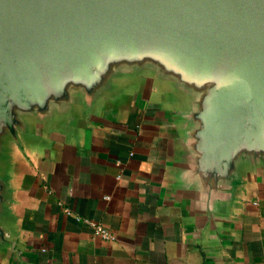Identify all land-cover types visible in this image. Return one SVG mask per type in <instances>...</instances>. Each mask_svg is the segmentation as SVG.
Returning a JSON list of instances; mask_svg holds the SVG:
<instances>
[{
	"label": "crops",
	"instance_id": "1",
	"mask_svg": "<svg viewBox=\"0 0 264 264\" xmlns=\"http://www.w3.org/2000/svg\"><path fill=\"white\" fill-rule=\"evenodd\" d=\"M195 99L142 67L26 115L0 160V264H264V158L241 157L210 196L193 171Z\"/></svg>",
	"mask_w": 264,
	"mask_h": 264
},
{
	"label": "water",
	"instance_id": "2",
	"mask_svg": "<svg viewBox=\"0 0 264 264\" xmlns=\"http://www.w3.org/2000/svg\"><path fill=\"white\" fill-rule=\"evenodd\" d=\"M142 67L195 95L193 171L210 196L241 157L264 158V0H0V160L26 115ZM5 187L0 171V214Z\"/></svg>",
	"mask_w": 264,
	"mask_h": 264
},
{
	"label": "built area",
	"instance_id": "3",
	"mask_svg": "<svg viewBox=\"0 0 264 264\" xmlns=\"http://www.w3.org/2000/svg\"><path fill=\"white\" fill-rule=\"evenodd\" d=\"M118 177H121V174H118ZM65 212L68 214H73V210L69 206L65 207ZM75 216L78 219H82V220L92 224V226L94 228V233L96 235H99V236L103 237L104 239H108V240H114L117 238L116 233L111 228L106 226L104 223L94 221L91 218L84 217L80 214H75Z\"/></svg>",
	"mask_w": 264,
	"mask_h": 264
}]
</instances>
